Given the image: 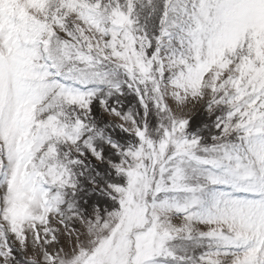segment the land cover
<instances>
[{"label":"snow or ice","instance_id":"snow-or-ice-1","mask_svg":"<svg viewBox=\"0 0 264 264\" xmlns=\"http://www.w3.org/2000/svg\"><path fill=\"white\" fill-rule=\"evenodd\" d=\"M0 264H264V0H0Z\"/></svg>","mask_w":264,"mask_h":264}]
</instances>
